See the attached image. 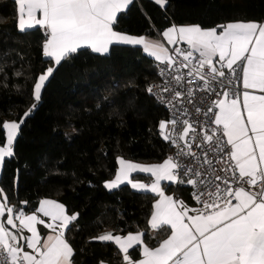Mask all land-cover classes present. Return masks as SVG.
<instances>
[{
	"label": "snow or ice",
	"instance_id": "snow-or-ice-1",
	"mask_svg": "<svg viewBox=\"0 0 264 264\" xmlns=\"http://www.w3.org/2000/svg\"><path fill=\"white\" fill-rule=\"evenodd\" d=\"M13 2L18 31L42 30L43 55L53 66L37 76L35 103L19 121L0 125L6 131L0 169L5 158L14 156L20 127L41 101L56 66L82 48L107 54L113 45L140 46L158 62L163 78L146 90L170 111L167 120L159 121L158 134L177 151L152 164L118 156L114 177L104 186L112 190L127 184L153 194L148 224L152 230L166 229V238L150 246L143 231L128 230L106 231L90 240L114 244L121 264H264V21L211 27L173 23L162 32L153 28L133 35L115 26L134 0ZM154 2L164 8L168 0ZM155 33L162 40L153 38ZM196 92L215 98L203 109L193 103ZM134 173L149 174L151 182L134 180ZM162 182L190 185L195 204L168 194ZM0 195V264H78L66 237L78 212L70 214L65 204L50 198L26 210L9 204L2 187ZM38 225L49 230L46 236Z\"/></svg>",
	"mask_w": 264,
	"mask_h": 264
},
{
	"label": "trees",
	"instance_id": "trees-1",
	"mask_svg": "<svg viewBox=\"0 0 264 264\" xmlns=\"http://www.w3.org/2000/svg\"><path fill=\"white\" fill-rule=\"evenodd\" d=\"M16 16L13 0H0V125L19 121L35 103L37 76L53 66L43 55L41 31L19 32ZM233 20L264 21V0H168L164 8L154 0H134L115 27L139 35L153 28L162 32L173 23L211 27ZM56 67L20 127L14 156L5 158L0 187L9 204L26 210L49 197L70 214L78 212L66 232L78 264H121L114 244L90 237L143 231L145 242L155 246L167 233L148 224L153 194L127 184L112 190L104 186L114 176L118 156L160 162L174 148L158 134L165 110L146 90L157 78L156 62L140 46L113 45L107 54L82 48ZM5 141L0 126V145ZM167 189L191 200L188 185ZM25 200L28 205L20 203Z\"/></svg>",
	"mask_w": 264,
	"mask_h": 264
},
{
	"label": "built area",
	"instance_id": "built-area-1",
	"mask_svg": "<svg viewBox=\"0 0 264 264\" xmlns=\"http://www.w3.org/2000/svg\"><path fill=\"white\" fill-rule=\"evenodd\" d=\"M40 31H41V33L43 34V31H42V30H40ZM157 63H158V62H156V71H157V73H158ZM160 67H163V65H160ZM162 83H163V78L160 77V76L157 74V78H156L154 81H152L150 84H162ZM156 91H157V89H154V92H156ZM149 94H150V93H149ZM165 95L168 96V97H170V96L172 95V93H167V94H165ZM150 96L154 99V101H155L157 104L161 105V106L164 108L165 113H166V117H165L164 120H167V119L169 118V116H170V111H169V109L166 108L165 106H163V105L157 100V98H156L155 95L150 94ZM201 97H205V100H204L203 102H201V99H200ZM213 98H215V97H214V96L209 97L208 93H206V92H196V93H195V97H194V99H193V103H194L196 106H199V107H201V108H203V109H206L207 106L210 105V103H211V99H213ZM185 103H187V100H185ZM188 108H189V111H190V112L194 111V109H193V105H188ZM177 130H178V131H181V130H182V127H178ZM194 150L199 152L198 149H195V148H194ZM176 151H177V149L174 147L172 151H170L169 153H167L166 157L169 156V155H173V156H175ZM172 185H173V186H181V184H172ZM183 185H187V184H183ZM188 186H189V188H190V197H191V200H192L193 205H194L195 202H194V200L192 199V191H193V190H192V188H191L190 185H188ZM172 194H174L175 196L179 197V194H178L177 192H173ZM196 206H198V205H196Z\"/></svg>",
	"mask_w": 264,
	"mask_h": 264
},
{
	"label": "crops",
	"instance_id": "crops-1",
	"mask_svg": "<svg viewBox=\"0 0 264 264\" xmlns=\"http://www.w3.org/2000/svg\"><path fill=\"white\" fill-rule=\"evenodd\" d=\"M16 9H17V7H16ZM182 25H191V24H182ZM153 38H155V39H160V40H162V37L161 36H159V37H153ZM162 42H164L165 43V45L167 46V44H166V41H162ZM169 47H171V46H169ZM142 48V47H141ZM91 50V49H90ZM146 54V53H145ZM154 59V58H153ZM5 133H6V131H5ZM6 142V141H5ZM0 146H3V145H0ZM133 161V160H132ZM163 161V160H162ZM162 161H160V162H162ZM133 162H137V161H133ZM160 162H151V163H146V164H152V163H160ZM137 163H144V162H137ZM118 167V165L116 166V168ZM1 171H2V169H0V174H1ZM114 177V176H113ZM133 178H134V180H139V181H142V182H144V183H150L151 182V177H150V175L149 174H143V173H134L133 174ZM112 179V178H111ZM162 184H164L165 185V187H166V192L168 193V194H172V192H170L168 189H167V187H168V182H162ZM130 186V185H129ZM131 187V186H130ZM134 190V189H133ZM137 191V190H136ZM44 198H49V197H44ZM179 198H181L180 196H179ZM42 199V198H41ZM50 199H52V198H50ZM156 199V198H155ZM182 199V198H181ZM185 201V200H184ZM59 202V201H58ZM186 203H188V204H190V205H193V202H192V200H190L189 202H187V201H185ZM37 207H38V204H37ZM44 219H46L47 220V218H44ZM39 229H40V231H41V235L42 236H46L47 234H48V229H45L44 227H43V225H38L37 226ZM136 232V231H135ZM166 238V237H165ZM164 239V238H163ZM27 250V249H26ZM106 264H110V263H107L106 262Z\"/></svg>",
	"mask_w": 264,
	"mask_h": 264
},
{
	"label": "rangeland",
	"instance_id": "rangeland-1",
	"mask_svg": "<svg viewBox=\"0 0 264 264\" xmlns=\"http://www.w3.org/2000/svg\"><path fill=\"white\" fill-rule=\"evenodd\" d=\"M8 121H15V120H8Z\"/></svg>",
	"mask_w": 264,
	"mask_h": 264
}]
</instances>
